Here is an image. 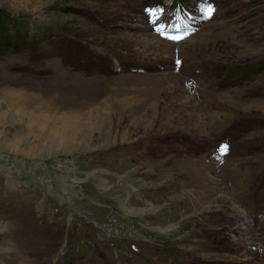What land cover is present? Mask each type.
<instances>
[{
    "label": "rangeland",
    "instance_id": "obj_1",
    "mask_svg": "<svg viewBox=\"0 0 264 264\" xmlns=\"http://www.w3.org/2000/svg\"><path fill=\"white\" fill-rule=\"evenodd\" d=\"M0 10V264H264V0Z\"/></svg>",
    "mask_w": 264,
    "mask_h": 264
},
{
    "label": "trees",
    "instance_id": "obj_2",
    "mask_svg": "<svg viewBox=\"0 0 264 264\" xmlns=\"http://www.w3.org/2000/svg\"><path fill=\"white\" fill-rule=\"evenodd\" d=\"M3 19H5L4 14L0 10V51L8 48H13L14 46H16V43H23L25 41L26 35V30L21 33L17 32L16 29L10 32V34H4V24L2 23Z\"/></svg>",
    "mask_w": 264,
    "mask_h": 264
},
{
    "label": "snow or ice",
    "instance_id": "obj_3",
    "mask_svg": "<svg viewBox=\"0 0 264 264\" xmlns=\"http://www.w3.org/2000/svg\"><path fill=\"white\" fill-rule=\"evenodd\" d=\"M212 8L211 7H209V8H207L206 10H205V14H206V16H210L211 15V13H212ZM158 31H159V29H158ZM173 39H177V37H172ZM225 149H224V147L222 146V148H221V151L223 152Z\"/></svg>",
    "mask_w": 264,
    "mask_h": 264
}]
</instances>
